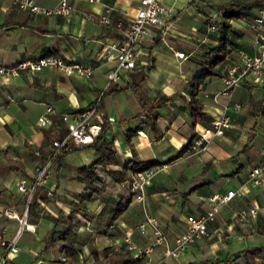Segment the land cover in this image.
Listing matches in <instances>:
<instances>
[{
	"label": "crops",
	"instance_id": "obj_1",
	"mask_svg": "<svg viewBox=\"0 0 264 264\" xmlns=\"http://www.w3.org/2000/svg\"><path fill=\"white\" fill-rule=\"evenodd\" d=\"M34 1L50 7L59 0ZM69 1L72 7L64 14L32 12L15 0H0V62L9 64L55 52L94 67L90 77L52 67L7 77L0 74V253L1 238H10L18 224L17 218L6 215L3 209L9 206L18 213L23 210L25 197L16 189V181L20 175L31 173L40 159L34 149L44 152L51 139L58 136L65 126L60 118L62 111L87 105L104 87V136L117 161L107 167L122 168L130 159H154L166 165L146 185L140 201L128 179L113 180L102 169L98 170L101 178L94 183L98 189L85 187L75 166L94 160L93 147L81 144L62 153L52 166L51 192L46 185L32 194L35 205L27 211L32 226L23 228L17 236L19 249L11 257L12 264H92L94 253L98 258L104 255V245L135 256L125 247L123 238L128 234L138 243L150 239L148 233L142 235L137 230L146 213L153 214L173 239L185 228L186 214H199L211 206L209 195L240 185V194L219 205L208 222L207 234L197 236L176 256H162L156 244L151 263L139 258L137 264H155L159 258L160 264H252L262 255L249 248L264 245V179L252 185L245 178L250 167L264 157V112L253 111L249 101L251 97L263 99L264 106L263 81L246 77L218 100L211 95L221 87L223 67L237 58V48L252 50L251 15L232 19L229 35L233 43L226 57L213 65L217 73L201 78L195 95L202 114L194 116L189 103L190 85L206 68L205 49L219 42L206 21V16L220 13L216 0H162L171 6L166 31L144 37L138 46L136 65L118 81L106 85V71L114 60L103 54L104 43L121 36L138 0ZM104 4L111 5L108 23L96 18ZM175 50L186 55L180 57ZM222 102L230 105L231 125L211 137L203 150L190 153L186 145L196 128L221 114ZM234 102L239 103L237 108ZM47 105H51V111L46 110ZM40 114L49 120L38 122ZM138 128L146 134L137 133ZM129 169L126 167L127 173ZM80 191L89 196L79 200ZM119 202L125 206L110 220V211ZM247 206H254L256 212L238 218L236 210ZM60 211H72L78 219L74 229L78 240L73 242L72 256L67 254L64 240L56 235L55 241L44 247L43 237L53 225L52 216Z\"/></svg>",
	"mask_w": 264,
	"mask_h": 264
},
{
	"label": "built area",
	"instance_id": "obj_2",
	"mask_svg": "<svg viewBox=\"0 0 264 264\" xmlns=\"http://www.w3.org/2000/svg\"><path fill=\"white\" fill-rule=\"evenodd\" d=\"M19 6L28 8L32 12H61L68 14L72 4L69 0H59L55 5L46 7L39 5L34 0H15ZM111 5L104 4L96 18L104 23L109 22L108 12ZM171 15V6L162 0H138L135 13L129 17L127 25L124 27L121 36L111 37L105 41L103 54L107 58L114 60V65L106 71V83L118 81L122 75L136 65L138 59V46L146 36L153 35L156 31L164 33L167 29ZM215 13L206 16L207 27H215L212 17ZM248 25L253 29L251 41L252 50L240 46L237 48V58L226 63L221 73L222 85L212 92V98L218 100L220 95L227 94L231 88L244 78H252L257 81H264V0H261L257 10L248 19ZM176 55L183 57L186 54L182 50H175ZM45 67H52L68 74H78L83 77H90L93 73L91 63L66 59L55 52L44 53L35 57L19 59L14 63L4 64L0 62V74L13 76L19 73H34ZM104 85V86H105ZM104 87L99 89L90 102L72 110L62 111L60 118L64 121L67 131L62 136H54L49 147L42 152L39 148L34 149V153L40 155V159L34 164L33 170L29 174L20 175L16 181V189L25 197V206L18 213L14 208L6 206L3 211L6 215L16 217L18 224L10 238H1L2 251L0 253V264H12L11 257L18 252L17 236L23 228L32 226L27 220L28 202L33 192L40 186L49 185L47 192L50 193L52 185L49 179L52 174V166L56 158L62 153L70 150L73 146L87 144L91 142L99 133L106 121V112L101 106V97ZM207 94V93H205ZM8 99L13 96L7 93ZM234 106H239L234 102ZM222 112L212 118L209 124H202L196 128L195 135L189 140L186 149L190 153L203 150L211 137L224 133L225 129L231 125V117L228 113L230 105L222 102ZM51 105L46 106L47 111H51ZM49 117L40 114L38 122L48 121ZM137 133L145 135L143 128H138ZM166 163L152 164L141 169L130 168L128 170V181L136 199H144V190L155 173L162 169ZM264 179V157L260 162L254 163L247 172L245 182L252 185L260 183ZM241 193V185L235 188H228L222 193H213L208 196L211 206L199 214L188 213L185 216V228L179 231L173 239L168 237L164 227L157 218L146 213L138 222L137 230L140 234H149L150 239L145 243H138L131 235H125L123 243L135 256L143 259L146 263H151V252L157 244L160 246L162 256L178 255L185 247L192 243L195 238L208 233V222L214 217L219 205L227 202L235 194ZM256 212L254 206L240 207L236 210L238 218L243 219L249 213ZM252 264H264L263 256H256ZM159 258L155 264H160Z\"/></svg>",
	"mask_w": 264,
	"mask_h": 264
},
{
	"label": "trees",
	"instance_id": "obj_3",
	"mask_svg": "<svg viewBox=\"0 0 264 264\" xmlns=\"http://www.w3.org/2000/svg\"><path fill=\"white\" fill-rule=\"evenodd\" d=\"M220 6V13L212 17V21L215 25L213 28L212 36L219 40L218 44L207 47L205 53L208 56L204 60L206 63V68L194 76V80L191 83V93L189 97V103L191 107V112L194 116H200L202 114L201 104L199 103L195 92L198 84L202 77L208 73H217V70L213 68V65L217 62L222 61L227 53L229 52L230 46L233 43L229 35V31L232 29V19L242 16L244 14L252 15L253 9L260 4L261 0H216ZM207 21V19H206ZM0 24H3L0 22ZM149 66V65H148ZM142 75V74H141ZM126 84L122 85L125 86ZM121 86V87H122ZM264 86V81H263ZM250 106L253 111L264 112L263 99L250 98ZM105 124L102 126L99 133L94 137V139L87 143V145L93 147L96 156L94 160L89 164L77 165L75 166L76 172L84 180L85 187H90L92 189H98L94 185L95 180L100 179L98 170L102 169L105 174H107L113 180H125L128 179V174L126 172V167L141 169L146 166L157 164L158 161L151 160H137L130 159L127 161L122 168L107 167L108 164L116 163V157L111 148L110 141L105 139L104 136ZM254 126L250 131H253ZM67 131L66 126H63L58 136H62ZM250 133V137H251ZM245 143L242 149L247 145ZM83 145V144H82ZM183 147L179 150L182 151ZM60 156V155H59ZM58 156V157H59ZM79 200H83L89 196V193L80 191L77 193ZM35 198H31L28 202L27 211H29L31 206L35 205ZM125 203L119 202L117 206L111 209L109 219H114L124 208ZM53 225L44 235V247H47L50 243L55 241V235L57 238L64 240V246L66 247V252L68 255L72 256L74 254L73 242L78 240V235L74 231L78 219L76 215L70 211L68 213H62L61 211L52 216ZM110 245H104L103 251L104 255L98 258L96 253H94L95 258L100 262L99 264H137L140 257L133 256L126 250H110ZM250 252L258 253L264 256V245H254L249 248Z\"/></svg>",
	"mask_w": 264,
	"mask_h": 264
},
{
	"label": "rangeland",
	"instance_id": "obj_4",
	"mask_svg": "<svg viewBox=\"0 0 264 264\" xmlns=\"http://www.w3.org/2000/svg\"><path fill=\"white\" fill-rule=\"evenodd\" d=\"M132 198L134 199V196H132ZM111 247V246H110ZM111 249V248H110ZM83 259H85L84 257H83ZM100 262L94 257V262L92 263V264H99Z\"/></svg>",
	"mask_w": 264,
	"mask_h": 264
}]
</instances>
